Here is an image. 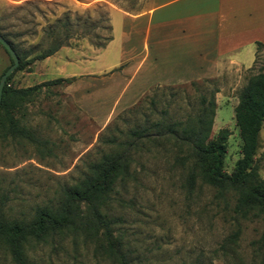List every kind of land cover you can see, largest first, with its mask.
I'll list each match as a JSON object with an SVG mask.
<instances>
[{
	"label": "rangeland",
	"instance_id": "1",
	"mask_svg": "<svg viewBox=\"0 0 264 264\" xmlns=\"http://www.w3.org/2000/svg\"><path fill=\"white\" fill-rule=\"evenodd\" d=\"M150 3L152 0H24L10 7L9 13L0 6V33L17 51L31 57L61 44L59 50L68 51L62 55L68 57V73L75 74L70 84L42 88L15 108L18 126L28 128L37 143L0 134L3 208L9 218L21 219L37 207L55 203L62 188L77 182L89 164L112 152L114 147L107 141L115 138L121 143L134 138L133 130L146 129L151 137L129 151L130 176L116 182L103 209L114 221L112 233L126 261L264 264V221L236 217L233 200L216 197L198 178L194 189L188 190L190 166L182 159L189 148L179 147L174 139L161 134L163 130H156L167 125L179 130L195 120L202 98L213 100L211 137L228 129L223 169L230 173L241 156L234 107L239 91L261 63L246 70L219 66L207 73L203 68L200 77L183 81L176 78L175 61L170 60L165 63L169 69L164 82H148L141 37L130 39L133 45L126 59L130 55L132 60L124 64L129 67L121 78L118 73L123 66L107 67L116 63L122 33L131 21L114 9L135 13L146 10ZM108 36L112 39L107 45L97 48ZM10 59L0 45V77L11 65ZM34 63L27 70H14L9 85L26 88L65 74L64 65ZM259 132L254 163L264 179V122ZM234 233H238L235 239ZM105 248L101 234L85 239L61 232L30 244L26 259L29 264H118ZM0 264H13L1 246Z\"/></svg>",
	"mask_w": 264,
	"mask_h": 264
},
{
	"label": "trees",
	"instance_id": "2",
	"mask_svg": "<svg viewBox=\"0 0 264 264\" xmlns=\"http://www.w3.org/2000/svg\"><path fill=\"white\" fill-rule=\"evenodd\" d=\"M0 35L8 41L17 55L19 64L15 71L27 70L35 61L51 57L61 47V44H56L51 49L29 57L28 54L17 51L6 35ZM111 39V36L103 38L102 44L96 47L103 49ZM255 46L253 65L258 61L261 64L257 73L251 75L239 91L234 107V121L241 140V156L230 173L223 169L226 143L230 135L228 129L222 128L211 137L216 109L213 100L206 102L202 98L203 106L195 120H189L179 130L175 125L156 130H163L161 134L166 135L169 140L174 139L179 147L189 148L186 159H182L189 161L190 166L186 179L188 190L194 189L198 178L215 191L216 197H230L233 200L232 211L236 217L264 221V179L259 176L254 163L259 148V131L264 122V45L256 43ZM10 77L5 81L1 92L0 114L3 118L0 120V134L37 143L36 137L28 128L18 126L13 116L15 108L19 102L42 88L68 85L74 81V77L57 78L26 88L9 85ZM131 135L133 139L121 143H117L115 138L107 141L114 147L112 152L89 164L86 173L77 182L62 188L55 203L37 207L28 217L9 218L3 208L4 202L0 200V246L8 252L13 264H29L26 259L27 247L61 232H67L73 237L83 236L85 239H96L101 234L106 244V253L115 257L118 264H129L121 252L118 238L112 233L111 225L114 221L106 217L103 209L116 182L130 176L129 151L151 137L146 129H135ZM237 234H233L234 239Z\"/></svg>",
	"mask_w": 264,
	"mask_h": 264
},
{
	"label": "crops",
	"instance_id": "3",
	"mask_svg": "<svg viewBox=\"0 0 264 264\" xmlns=\"http://www.w3.org/2000/svg\"><path fill=\"white\" fill-rule=\"evenodd\" d=\"M21 1L24 0H0V6L9 13V8ZM114 10L131 21L122 33L116 63L107 67L111 70L123 66L118 73L121 78L129 67L124 64L132 60L130 55L126 59L132 38L143 37L148 63L145 79L153 83H162L168 77L165 63L170 60L175 61L176 78L183 81L200 77L203 68L207 73L219 66L249 69L254 64L256 43L264 45V0H152L144 11ZM62 50L41 61L44 67L64 65L62 78H72L75 74L68 73V57L62 56L68 51ZM85 73L89 74L88 66Z\"/></svg>",
	"mask_w": 264,
	"mask_h": 264
},
{
	"label": "water",
	"instance_id": "4",
	"mask_svg": "<svg viewBox=\"0 0 264 264\" xmlns=\"http://www.w3.org/2000/svg\"><path fill=\"white\" fill-rule=\"evenodd\" d=\"M0 45L7 51L10 56V60H12V64L6 69V71L0 77V103L3 86L5 84L6 79L12 74V72L17 68L19 61L17 60V55L11 45L0 35Z\"/></svg>",
	"mask_w": 264,
	"mask_h": 264
}]
</instances>
